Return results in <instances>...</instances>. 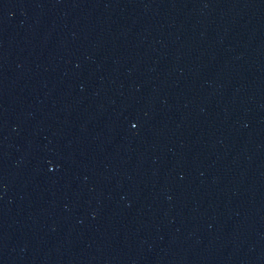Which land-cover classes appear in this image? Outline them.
Segmentation results:
<instances>
[{"label": "water", "instance_id": "1", "mask_svg": "<svg viewBox=\"0 0 264 264\" xmlns=\"http://www.w3.org/2000/svg\"><path fill=\"white\" fill-rule=\"evenodd\" d=\"M0 264H264V0H0Z\"/></svg>", "mask_w": 264, "mask_h": 264}]
</instances>
